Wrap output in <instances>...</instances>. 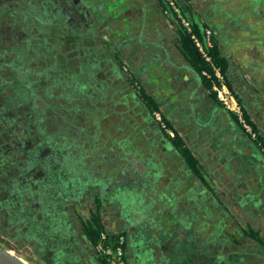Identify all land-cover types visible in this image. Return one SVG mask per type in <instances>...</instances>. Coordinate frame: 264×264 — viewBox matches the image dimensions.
<instances>
[{
	"label": "crops",
	"instance_id": "obj_1",
	"mask_svg": "<svg viewBox=\"0 0 264 264\" xmlns=\"http://www.w3.org/2000/svg\"><path fill=\"white\" fill-rule=\"evenodd\" d=\"M135 2L140 7L159 3L157 15L149 18L161 42L151 43L156 51L147 54L150 48L140 36L129 47L133 55L124 58L171 124L168 134L177 133L185 142L201 176L168 138H161L149 155L161 168L134 171L131 183L113 171V177L72 179L65 189L55 187L46 200L56 208L48 215L42 210L36 239L26 235L19 253L39 264H102L84 234L98 213L105 231L126 237L129 264H264V246L249 236L256 232L264 241V41L235 43L237 28L231 22L225 29L234 31L224 35L219 30L225 39H214L228 61L227 78L237 95L230 109L211 97L190 66L179 31L170 25L174 20L164 22L160 1ZM263 18L264 13L257 16Z\"/></svg>",
	"mask_w": 264,
	"mask_h": 264
},
{
	"label": "rangeland",
	"instance_id": "obj_2",
	"mask_svg": "<svg viewBox=\"0 0 264 264\" xmlns=\"http://www.w3.org/2000/svg\"><path fill=\"white\" fill-rule=\"evenodd\" d=\"M159 1L164 22L172 18L170 25L177 31L180 16L211 31L219 43L225 39L219 30L224 35L234 31L225 29L229 22L237 28L235 43L264 41V20L257 19L264 13V0ZM156 5L140 7L135 0H0V155L45 152L29 167L44 170L40 176L51 194L60 185L52 165L56 170L63 167L59 174L64 189L72 179L88 182L118 171L119 178L131 183L134 171L160 169L162 163L155 165L149 155L156 153L159 139L169 130L138 97L140 82L124 58L125 53L133 55L129 47L140 36L150 48L147 54L156 51L151 43L161 39L154 34L155 20L149 18L157 15ZM228 106L235 108L236 103ZM52 151L54 164L48 162L55 157ZM1 165L0 160V170ZM84 166L92 171L86 173ZM6 173V179H20L13 168L7 167ZM34 175L25 177L33 188L39 179ZM10 192L17 194L15 189ZM21 244L0 230L4 250L20 258ZM20 259L39 264L35 257Z\"/></svg>",
	"mask_w": 264,
	"mask_h": 264
},
{
	"label": "trees",
	"instance_id": "obj_3",
	"mask_svg": "<svg viewBox=\"0 0 264 264\" xmlns=\"http://www.w3.org/2000/svg\"><path fill=\"white\" fill-rule=\"evenodd\" d=\"M179 35L181 38V50L183 55L188 60L190 66L201 76L203 85L206 90L209 91L211 97L219 101L215 88H220L222 85H224L228 89L230 94L237 99V95L233 91V88L227 78V72L229 68L228 61L220 52V49L215 40L212 41V47L208 48L207 44L205 43L204 29H202L198 25H192L191 32H188L183 27H181ZM193 37H196L198 39L206 53V56H204L200 52V49L194 41ZM138 97L146 106L151 115H154L155 113L159 114L162 117L166 129L172 131L171 124L163 116V113L161 112L155 99L148 95V93L142 88H139ZM242 113L248 126L254 128L247 114L243 110ZM163 136H165L172 142L175 149L185 160L189 169L192 170L196 176H201L197 161L193 157L189 149L186 147L183 139L177 133L174 137H171L167 132H163ZM59 147L60 146L56 148V151H58ZM52 154L56 155V153L53 151ZM79 154H82V151ZM55 159L56 157H53L50 160L53 162ZM61 169H63V167ZM61 169L59 171H61ZM86 170L89 169L86 168ZM52 177L56 178L55 175ZM31 195L32 193L27 191V196ZM24 204L25 205L22 208L11 209L10 212L7 213L4 217L0 216L1 233L5 237L9 238L12 242H27L26 234L24 235L26 229H29L28 234L36 239L37 226H40L43 220L42 212H39L37 214H34V212L32 213V203L25 202ZM97 206H99V204ZM97 209H99V207ZM13 213H15V215H13ZM103 231L105 230L102 224V220L97 213L93 216L91 223L86 226L84 234L93 245H96L100 240V235ZM249 236L258 244L264 246V241L260 238L258 233L250 232Z\"/></svg>",
	"mask_w": 264,
	"mask_h": 264
},
{
	"label": "flooded vegetation",
	"instance_id": "obj_4",
	"mask_svg": "<svg viewBox=\"0 0 264 264\" xmlns=\"http://www.w3.org/2000/svg\"><path fill=\"white\" fill-rule=\"evenodd\" d=\"M15 108H12V110L15 111ZM16 112V111H15ZM35 154H30V153H15V154H11L8 157L7 155H0V160L2 161V168L0 170V177H2L3 180V186L0 189V216L4 217L7 213L10 212L11 209H20L22 208L25 204V202L27 203H32V213L34 212V214H37L39 212H43L48 215V214H52L53 210L56 208L53 204V202H48L46 199L47 197H49V195L51 194L52 190L50 188H47L46 185L47 183L45 181L42 182L41 179V173L44 172V170H39V167L36 168H32L29 167V163H31L33 165L34 160H41L42 157L45 156V152L43 153V155H41L40 153H36ZM56 157V155H55ZM35 160V161H36ZM45 160V159H44ZM47 161V160H46ZM45 161V162H46ZM48 162H52L50 159L48 160ZM30 164V165H31ZM54 164V162H53ZM10 167L15 169L19 175H20V179H16L12 178V179H6V168ZM18 167L24 172H19L18 171ZM29 167V169H28ZM54 165H52V171H54L55 175L57 176V181H60V184H62L61 178H64L61 174H59V170L54 169ZM29 174H36L34 175L35 179L39 178L37 181V187H34L31 185L32 182L27 181V179L25 178L27 175ZM59 174V175H58ZM38 175V177H37ZM45 175V172H44ZM48 176V174H47ZM37 177V178H36ZM49 178V176L47 177ZM19 180V181H17ZM65 182L64 184L67 185ZM58 186V185H57ZM63 186V185H62ZM12 191L15 189L17 191V194L13 195L10 191ZM25 189V192L22 190ZM27 191H29L30 193H32L31 196H27ZM53 198V195L50 197ZM49 204L47 205V209L43 208L44 204ZM49 211V212H47ZM28 230L26 229L25 233L26 235L28 234ZM35 232V230H34ZM30 236V235H29ZM32 237V236H30Z\"/></svg>",
	"mask_w": 264,
	"mask_h": 264
},
{
	"label": "built area",
	"instance_id": "obj_5",
	"mask_svg": "<svg viewBox=\"0 0 264 264\" xmlns=\"http://www.w3.org/2000/svg\"><path fill=\"white\" fill-rule=\"evenodd\" d=\"M173 10V13L178 14V16L180 15L177 9L173 8ZM179 18L181 20H179L181 26L186 31L191 32L192 24L181 19L180 16ZM204 33L205 43L207 44V47L210 48L212 47V41L214 40V38L212 37V32L209 30H204ZM193 39L199 47L200 52L204 56H206V53L198 39L196 37H193ZM215 91L217 92L218 100L222 102L226 107H229V102L235 103L234 97L230 94V92L224 85H222L220 88H215ZM154 116L161 122L162 126L164 125L163 128H165L162 117L157 113H155ZM94 250L98 257L102 260V264H129L126 252V237L123 235H112L107 231H103L100 235V240L96 245H94Z\"/></svg>",
	"mask_w": 264,
	"mask_h": 264
},
{
	"label": "water",
	"instance_id": "obj_6",
	"mask_svg": "<svg viewBox=\"0 0 264 264\" xmlns=\"http://www.w3.org/2000/svg\"><path fill=\"white\" fill-rule=\"evenodd\" d=\"M0 264H26L18 256L12 255L0 246Z\"/></svg>",
	"mask_w": 264,
	"mask_h": 264
}]
</instances>
